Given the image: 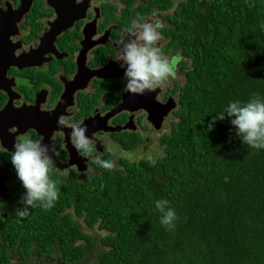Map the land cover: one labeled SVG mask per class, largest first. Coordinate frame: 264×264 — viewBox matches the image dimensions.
I'll return each mask as SVG.
<instances>
[{
    "label": "trees",
    "instance_id": "16d2710c",
    "mask_svg": "<svg viewBox=\"0 0 264 264\" xmlns=\"http://www.w3.org/2000/svg\"><path fill=\"white\" fill-rule=\"evenodd\" d=\"M155 5L174 6L171 49L191 59L163 156L83 180L49 174L58 188L51 209L23 203L0 218V264H264V148L244 144L227 116L209 130L231 102H264V0ZM157 200L175 211L174 228L161 223ZM76 220L104 232L94 258L85 260L93 237Z\"/></svg>",
    "mask_w": 264,
    "mask_h": 264
},
{
    "label": "flooded vegetation",
    "instance_id": "af4514ba",
    "mask_svg": "<svg viewBox=\"0 0 264 264\" xmlns=\"http://www.w3.org/2000/svg\"><path fill=\"white\" fill-rule=\"evenodd\" d=\"M174 11L158 9L155 0H0V218L23 204L11 155L25 139L59 150L58 156L50 153L64 167L51 165L49 174L62 181L72 173L79 180L97 175V159L113 162L107 169L112 173L124 172L126 161L148 159L152 145L168 133L158 138L159 131L177 122L180 88L191 68V59L171 49L174 25L168 17ZM154 18L163 25L161 54L179 58L183 80L170 78L166 87L143 95L124 92L125 68L114 59L119 42L133 21ZM61 116L87 127L91 155L74 147L72 129L58 125ZM69 149L84 159L82 171L67 164ZM34 263L31 257L26 264Z\"/></svg>",
    "mask_w": 264,
    "mask_h": 264
},
{
    "label": "clouds",
    "instance_id": "9594fccd",
    "mask_svg": "<svg viewBox=\"0 0 264 264\" xmlns=\"http://www.w3.org/2000/svg\"><path fill=\"white\" fill-rule=\"evenodd\" d=\"M162 27V22L155 18L152 22L133 21L131 28L128 29L127 38H121L119 54L114 59L121 62V67L125 68L124 92L143 95L146 91L166 87L170 78H176L179 58L165 57L158 46L162 39L158 30ZM225 116L230 118L231 124L237 129V136L244 144L255 149L264 148V102L255 97L244 105L239 101L231 102L226 114H220L209 123V130L216 120H223ZM58 125L70 127L74 147L85 155H91V140L86 135V126L70 124L63 116L59 117ZM14 148L11 163L26 190L22 202L31 208L38 204L45 210L51 209L58 199V188L56 182L49 176L53 163L52 155L49 153L58 156L59 150L55 146L50 148L49 145L30 138L16 143ZM97 162L109 170L115 167L111 161L97 159ZM155 207L162 213L161 223L168 229L174 228V221L178 217L168 206V201L157 200ZM29 212V208L25 207L18 211V215L23 218Z\"/></svg>",
    "mask_w": 264,
    "mask_h": 264
},
{
    "label": "rangeland",
    "instance_id": "374dc122",
    "mask_svg": "<svg viewBox=\"0 0 264 264\" xmlns=\"http://www.w3.org/2000/svg\"><path fill=\"white\" fill-rule=\"evenodd\" d=\"M175 1H182V0H175ZM177 64H178V63H177ZM178 67H179V66H178ZM178 67H177V69H178ZM178 78H181V79L183 80V76L180 75V74H179V75L177 74L176 79H178ZM178 82H179V81H178ZM179 83H180V82H179ZM175 121H177V120L175 119ZM167 132H169V129H168V128H165V129H163V130H160V131H159L158 138L161 137L163 134H165V133H167ZM158 138H157V142L159 141ZM163 148H164V146L160 145L159 143H158V144L155 143V144L152 145V147L150 148V150H149L150 152L147 153V156H144V158L146 157V158H148V160H152V161H154L156 158H159V157L163 156V153H164ZM146 149H147V147H144V150H146ZM118 157H120V155L117 154V155H116V159H117ZM128 160H131V158L128 159ZM76 222L80 223V226H81L82 230H83L85 233H87V234H89L90 236L93 237V251H92V253L88 256V258L85 259V260H88V259H90V258H94L95 255L97 254L98 250H101V249H102L99 240H100V238L104 235V232L101 231V230H99L96 226H95L94 228H92V229H86V228L84 227V224L81 222V220H76ZM85 260H84V261H85ZM49 263H50V264H60V263L58 262V260H56V259L50 261ZM81 264H87V261H85V262H81Z\"/></svg>",
    "mask_w": 264,
    "mask_h": 264
},
{
    "label": "water",
    "instance_id": "95a60500",
    "mask_svg": "<svg viewBox=\"0 0 264 264\" xmlns=\"http://www.w3.org/2000/svg\"><path fill=\"white\" fill-rule=\"evenodd\" d=\"M121 107H123L121 105ZM120 107H118L115 111H119ZM149 120H151V122H153L154 124L157 122V120L155 121V116L151 114V112L149 111ZM159 126V125H158ZM157 126V127H158ZM50 155H52L51 153H49ZM69 161H68V165H74L76 164L78 166V169L80 171H82L84 169V165H83V162H84V159L80 158L79 156H76L74 151L70 150L69 149ZM52 159H53V163L52 165L55 166V165H59L60 168H63L64 166L63 165H60L57 160L55 159V157L52 155Z\"/></svg>",
    "mask_w": 264,
    "mask_h": 264
}]
</instances>
